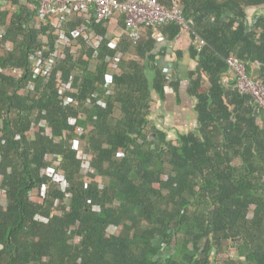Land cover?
I'll list each match as a JSON object with an SVG mask.
<instances>
[{"label":"trees","instance_id":"obj_1","mask_svg":"<svg viewBox=\"0 0 264 264\" xmlns=\"http://www.w3.org/2000/svg\"><path fill=\"white\" fill-rule=\"evenodd\" d=\"M180 1L191 34L166 23L144 27L136 43L112 45L107 37L124 28L122 19L94 21L106 38L96 59L79 31L85 15L74 14L65 32L79 51L68 49L47 80L32 55L51 56L53 26L38 27V0H6L13 9L0 10L7 33L0 41V191L8 198L0 201V264H264V112L220 81L233 58L264 85V0ZM250 7L259 9L249 16ZM194 35L205 43H193ZM163 43L172 44L176 73L185 55L193 60L186 77L158 64ZM119 53L128 58L108 94L107 58ZM60 73L76 76L79 106L64 103ZM184 77L197 127L172 136L152 115L169 91L180 102ZM79 126L94 127L83 139L103 186L82 173L73 147ZM47 154L63 157L66 191L44 172L52 167Z\"/></svg>","mask_w":264,"mask_h":264},{"label":"built area","instance_id":"obj_2","mask_svg":"<svg viewBox=\"0 0 264 264\" xmlns=\"http://www.w3.org/2000/svg\"><path fill=\"white\" fill-rule=\"evenodd\" d=\"M39 14L37 17L38 27L53 26L54 33L58 37L56 48L51 53L49 58H41L38 54L32 55L34 62V69L37 73L42 74L49 80L52 76L55 67L58 62L67 58L68 49H73V53L77 54L79 49V43L72 40L66 35V22L71 16L78 13H83L86 18V22L79 26L83 38L89 48L95 51V59L98 57V51L101 48L102 43L106 38L96 34L95 29L91 27L96 23L108 22L112 20L122 19L124 28H118L116 33H110L107 39H110L112 45H119L123 38H127L136 43L140 36L142 29L151 28L156 30L157 27L166 23H174L181 28L182 32L191 34V21L187 22L182 15L181 1L171 0L169 9H164L157 0H38ZM7 4L6 0H0V10ZM6 30H0V41L6 37ZM46 42L48 38L45 39ZM193 43L204 44L205 42L200 39L198 35H194ZM14 44L9 43L7 48H13ZM125 57L121 53L117 54L114 58H107L109 67V75L107 79L108 94H112L113 77L120 72L119 62L125 60ZM228 63V70L221 76V83L227 87L237 89L242 93L248 94L253 104L258 110L264 112V85L260 79L248 73L246 65L239 60L229 58L226 60ZM259 62H254L252 68L258 67ZM3 70V68H0ZM76 76L73 74L70 80H64L60 73L58 85L62 94V99L68 106H79L80 100L75 97V94L79 93L78 88L75 86ZM29 88L35 90L37 88L34 82L29 84ZM93 98L89 99V104H93ZM97 104L105 107L106 102L103 99H98ZM82 117V115L80 116ZM77 119H73V123L76 124ZM43 125L48 126V132H52V127L48 125V121L45 119ZM93 126L89 127V130L79 126L77 128L78 138L74 140L73 147L78 152L79 156L83 160L82 173L87 183L97 181L103 186V179L96 174L95 166L92 162L93 154L88 150L86 141L83 139L85 131H92ZM34 129H31L30 133L34 134ZM47 160L52 163V167L47 168L44 172L53 177L55 183L58 184L60 189L66 191L68 183L65 179V170H63V157L59 154L46 155ZM34 195L38 194L37 190L33 191ZM67 196H71L70 193ZM7 194L3 189L0 191V201L3 205L7 204ZM58 201L55 202V207H58ZM99 210V207H95ZM44 222H48V219L41 216H37ZM79 238L76 239V242Z\"/></svg>","mask_w":264,"mask_h":264},{"label":"crops","instance_id":"obj_3","mask_svg":"<svg viewBox=\"0 0 264 264\" xmlns=\"http://www.w3.org/2000/svg\"><path fill=\"white\" fill-rule=\"evenodd\" d=\"M7 7L12 8L10 3L6 4ZM258 7H250L247 12L249 16L254 15L258 10ZM162 42V39L160 40ZM166 46L165 57L158 58V64L163 68V70L171 77L176 78L179 75L185 76L188 74L189 69L194 66L193 60L185 55L184 59L178 61V67L180 70L176 73V57L172 51L171 43H163L161 46ZM183 78L182 88H181V100L177 101L173 91H169L167 95V100L157 104V111L152 115V119L157 127L168 133L176 134L185 133L186 131H192L197 127V117L194 111L195 99H191L187 95V86L189 84L188 79Z\"/></svg>","mask_w":264,"mask_h":264},{"label":"rangeland","instance_id":"obj_4","mask_svg":"<svg viewBox=\"0 0 264 264\" xmlns=\"http://www.w3.org/2000/svg\"><path fill=\"white\" fill-rule=\"evenodd\" d=\"M2 52H4V51H2ZM119 229H113V230H110V232H113V233H119Z\"/></svg>","mask_w":264,"mask_h":264}]
</instances>
